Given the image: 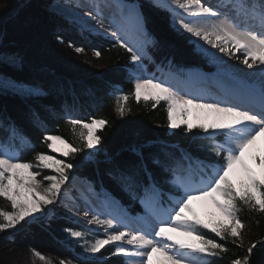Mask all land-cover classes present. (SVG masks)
Wrapping results in <instances>:
<instances>
[{"label": "snow or ice", "instance_id": "obj_1", "mask_svg": "<svg viewBox=\"0 0 264 264\" xmlns=\"http://www.w3.org/2000/svg\"><path fill=\"white\" fill-rule=\"evenodd\" d=\"M155 2L171 12L190 36L236 57L248 69L256 71L229 72L232 66L218 68L237 85L226 90L222 98L194 95L178 83L144 76L141 74L143 61L150 59L149 49L157 42L148 32L138 8L118 5L122 20L135 33L137 41L132 44L124 40L115 20L112 21L113 35L137 67L130 78L132 90L115 94V110L123 118L126 111H131L127 107L130 99L137 104L151 101L153 108L164 102L167 128L173 132L183 130L185 136L192 134L198 151L205 153V157H195L186 148L167 142L149 141L132 146L135 160L110 169L108 176L123 192L139 201L144 214L130 217L101 189L107 211L93 213L88 223L106 226L112 232L105 238L85 241L82 247L85 252L96 254L106 245H114L112 255L132 258L127 264H216L224 254L233 251L229 247L232 245L243 249L244 255L233 252L235 258L228 264H251L253 250L257 245L264 247V240L251 241L244 247L247 224L240 213L247 209L264 216V0H217L216 4L207 0H175V7L163 0ZM94 6L99 8V5ZM92 18L101 23V12L98 10ZM68 46L78 54L86 51L72 43ZM197 46L213 61L224 63L201 45ZM237 53L241 55L236 56ZM94 55L100 58L101 52L95 50ZM255 76L260 78L258 89L249 82V78ZM18 87L0 80V89ZM22 90L36 97L44 94L35 86ZM65 123L71 127L73 135L78 136L79 146L47 131L41 143L65 158H74L75 154L88 150L86 159H91L95 155L92 150L99 151L102 143L98 133L104 131L109 122L103 117L84 121L69 115ZM33 124L36 127L44 124L39 113H33ZM0 130L7 133L0 137V198L11 209H0V233H4L28 217L33 221L38 219L35 214L59 200L63 195L62 185L69 182V172L75 165L44 152L34 153L35 163L24 161L21 149L34 147L28 137L14 124L4 121H0ZM258 142H262L259 147ZM57 143L64 148H57ZM33 169H47L51 174L37 180L41 173ZM89 185V191L95 193L91 182ZM194 205H199V209ZM204 230L213 236H207ZM64 231L76 240L85 237L79 230L66 228ZM29 251L43 264H51L39 251ZM59 264L71 262L61 259Z\"/></svg>", "mask_w": 264, "mask_h": 264}, {"label": "trees", "instance_id": "obj_2", "mask_svg": "<svg viewBox=\"0 0 264 264\" xmlns=\"http://www.w3.org/2000/svg\"><path fill=\"white\" fill-rule=\"evenodd\" d=\"M51 1L0 0V79L39 87L44 93L36 97L0 90V121L14 124L28 137L34 147L21 149V159L35 163V152L54 155L41 143L45 131L60 135L76 146L81 144L65 123L66 116L84 121L91 117L106 119L107 127L98 133L102 143L99 151L92 150L95 155L91 159H86L88 150H85L64 160L75 165L69 172L70 178L91 182L99 195H104L103 189L136 214L141 211L138 200L123 192L108 176L110 169L135 160L132 146L149 141L167 142L186 148L195 157L204 158L205 153L198 151L192 134L185 136L183 130L173 132L167 128L164 102L153 108L151 101L137 104L130 99L127 107L131 111H126L121 118L115 110V94L132 90L130 78L134 64L130 54L110 38L92 34L51 13L48 10ZM138 4L147 30L157 42L149 49L156 63L174 69L207 66V61L196 53L188 40L171 28L167 11L149 0H138ZM69 43L86 51L78 54ZM95 50L101 52L100 58L94 55ZM148 70H151L150 65ZM34 112L44 121L40 127L33 124ZM6 135L0 130V137ZM163 187L168 190L167 185ZM5 202L0 198L1 205ZM240 217L247 224L245 248L251 241L264 240V216L244 209ZM66 228L76 230L64 216L57 214L56 219L28 225L23 222L12 231L0 233V264H39L29 249L71 264H125L121 257L112 255V248L104 249L99 259L91 261L70 253L68 245L63 243L67 242ZM204 231L207 236H213ZM229 247L233 251L224 254L216 264H228L235 258L233 252L244 255L243 249ZM250 259L251 264H264V247L257 245Z\"/></svg>", "mask_w": 264, "mask_h": 264}, {"label": "rangeland", "instance_id": "obj_3", "mask_svg": "<svg viewBox=\"0 0 264 264\" xmlns=\"http://www.w3.org/2000/svg\"><path fill=\"white\" fill-rule=\"evenodd\" d=\"M87 1L92 3V0H87ZM113 1L117 2V3H121V4L131 5V6H135L134 3H136L137 8L139 9L138 0H113ZM149 1L155 2V0H149ZM128 2H131V3H128ZM78 9H76L75 6L70 3V0H53V1H51V3L49 4V7H48V10L51 13L56 14L57 16L61 17L62 19L66 20L67 22L73 23L76 26L83 28L84 30H86L92 34L107 36L111 40H114L116 42L117 38L113 35V32L104 31V30H102V28L100 29L98 27H95L94 25H97V24L93 23L92 21H91L92 24L90 23V21L88 20V17H87V13L86 12L83 13V11H80ZM139 12H140V10H139ZM169 21H170V19H169ZM170 22H171L170 23L171 28L175 32L179 33L180 35H183L188 40V44H191L193 46L196 53H198L201 56V58L207 60L208 65H213L215 67V69H216V67L218 69V66L216 64L212 63V61L210 59H208V57L206 55H204L203 53H201L198 50L197 44L194 42V40L191 37H189L187 34L185 35V33L180 28L176 27L177 25L174 22L173 16H172ZM124 40H126V39H124ZM145 60H151V59L145 58ZM136 67L137 66L134 64V69H133L132 73L134 72V70H136ZM156 69L161 70V69H159L158 66L154 69L155 72L158 71ZM141 74L144 76L155 77L157 80H162V79L165 80L166 77L170 75V74H164V76H160L161 78H159V76L156 77L152 73H147L145 71V69ZM160 75H162V71H160ZM172 78L177 79L175 76ZM0 80H3V79H0ZM16 85H18V84H16ZM18 86H19L18 89H15V90L12 88L0 89V90L10 91V92L22 95V96H32V95H29L25 91L22 90L23 88L28 87V86H23V85H18ZM55 146L57 148H60V149L64 148V146L60 145L59 143H57ZM53 156L57 159H62V160H64V158H65L63 156H60L59 153H54ZM33 171H39L41 173V175L37 177V180H40L43 175L51 174L50 170H47V169H45V170L33 169ZM46 185H47V182L45 181L44 186H46ZM79 187L86 190V192L84 191L85 195L81 191V193L85 197H86V195H88L92 200L95 201V203H96L95 205H97L100 209H102L103 212L107 211L104 204L102 203L104 195L101 196V195H97L98 193H96V192L95 193L90 192L89 191L90 185L88 182L82 181V180L77 179L75 177H71L68 183H66L65 185H62L63 195L61 196V198L59 200L54 201L51 205H49L47 208H45L42 213L35 214L38 217V219H35L33 221L32 217H28L24 221H21V223L25 222L27 225L33 224V223H39V222H42L44 220L56 219L57 214H61L62 216L65 217V220L67 223L73 225L76 228V230H79V231H82L85 233L84 239L76 240V239L70 237V235L67 232H65L67 242H63V243L68 245L67 246V247H69L68 250L72 251L70 253L77 255L80 259H85L87 261H91V260L99 259L100 253L106 248H112V250L114 251L115 246L114 245H106L105 248H103L101 250V252L96 253V254H90V253H87L84 251V248L82 247V245L85 244V241L93 242L97 238H105L107 233L109 234L112 231L108 232L107 229L105 228V226L101 228V226H99V225L97 226V225L89 224L88 220L91 218H87L85 213L87 211H90V210L87 209L86 207H84L82 205H81V208H79L80 206H76L77 208L74 206L70 207L65 202L62 201L64 197L72 196L71 191H70L71 188H75L73 190L76 192V188L78 189ZM77 194H78V192H77ZM79 194H80V192H79ZM82 194L78 195L79 196L78 202L72 201V203L74 202V203L80 205L81 202L82 203L85 202L86 200H84V199H86V198ZM70 200H71V198H70ZM92 200H90L91 203H94V201H92ZM86 205H88V204H86ZM194 206L199 209V205H194ZM0 207L2 209H5V210H11L10 205L7 202H5V204H2V205L0 203ZM141 209H142V212L139 214H136V215H132V214L128 213L125 209L124 210L128 213V215L130 217L135 218V217L142 216L144 214V209H143L142 205H141ZM30 221H33V222H30ZM12 230L13 229H10V231H12ZM123 243L126 244V242H123ZM118 256L121 257L122 260H124L125 264H127V261L129 259H132V258L123 257L122 255H115V257H118ZM21 259H23V258H21ZM48 259L51 261V264H59V260H55V259H51V258H48ZM37 261H38L37 263L43 264V262H41L39 259ZM34 263L36 264V262H34Z\"/></svg>", "mask_w": 264, "mask_h": 264}, {"label": "bare ground", "instance_id": "obj_4", "mask_svg": "<svg viewBox=\"0 0 264 264\" xmlns=\"http://www.w3.org/2000/svg\"><path fill=\"white\" fill-rule=\"evenodd\" d=\"M163 2L167 3V4H171L173 7H175V0H163ZM207 2L210 3V2H213V0H207ZM70 3L73 4L76 9L79 8L78 10L83 11V13L86 12L88 20L90 21V23L92 24V22H93V23L97 24L98 26L94 25V24L93 25L95 27L100 28V29L102 28V30H104V31L113 32L114 29L112 27V21L115 20L117 22L116 26L120 27V29H121L122 38L126 39L129 43H132V44L136 43L137 37H136L135 33L127 25V23L122 20L120 14H119V6L118 5L121 4V3L114 2L113 0H92V3L88 2L87 0H72V1L70 0ZM128 3H131V2H128ZM134 4L136 6V3H134ZM94 5H99V8L95 7ZM124 5H127V4H124ZM136 8H137V6H136ZM98 10L101 12V17H102V22L101 23H97V21L92 18L93 16L96 15V12ZM176 11L182 13V10H180V9H176ZM88 13H91V15H88ZM169 14L171 16H173L171 13H169ZM174 22L177 25L176 27L180 28L185 33V35L187 34L189 37H191L197 45H201L204 49H207L208 53L215 54V56L219 58V61H223L224 62L223 64H220L218 61H213L205 53L201 52L200 48L197 46L198 50L201 53H203L204 55H206L208 57V59H210L212 61V63H214V64H216L218 66V68L226 67V66H232V68L228 69L229 72H235L236 69H239L243 73H249V72H255L256 71V69H248L236 57H233V56H230V55H225V54L219 52L217 49L212 48L209 44H206L203 40H198L197 38L190 36L189 33H187L186 31L183 30V28L180 26V24L178 22H176L175 20H174ZM240 55H241L240 53L236 54V56H240ZM206 67L211 69V70L215 69V67L213 65H208L207 64ZM192 73H193V77L198 79L197 81L193 82V84L196 85V86H207V88L215 89V88H217V87H215L216 84H217L219 87L223 88L224 91H226L228 89L231 90V87L233 85H236V82L230 76L220 73L218 71L217 67H216V70H215V74L212 76V78H213L212 81L210 80L209 76L202 75V74H199L197 72H192ZM179 80L178 79H174L171 76L170 77L167 76L164 81L170 82V83H173V84H177L179 82ZM181 80H184V79H181ZM249 82L250 83H254L256 88L258 89L259 88V84H260V78H259V76L251 77V78H249ZM178 84L182 88H185V86L181 82H179ZM186 86L188 87V86H191V85L187 84ZM196 88H197L196 89L197 92L199 91L201 94L203 93L202 89H199V87H196ZM194 95H196V94L194 93ZM216 98H218V97H216ZM261 143L262 142H258L257 146L259 147ZM73 189H75V188H71L70 189L72 196L64 197L63 200H62L68 206H70V207L71 206H74V207L80 206L79 208H81V205H82V206L86 207L91 212V213L88 212L89 214L86 215V217H88V218L93 213H102L103 212L102 209H100L97 205H95L96 203H95L94 200H92L88 195H86V197L84 196L85 195L84 191L86 192V190H84L83 188L79 187L78 189L76 188V192H75ZM81 191L83 192L84 195L81 193ZM77 192H78V194H77ZM79 192H80V194H79ZM81 194L86 198V199H84L86 201L83 202V203L81 202V204L78 205V204H76L74 202H78V199H79L78 195H81ZM69 197L71 198V200H70ZM90 200L94 201V203H91ZM72 201H74V202L72 203ZM86 204H88V205H86ZM92 225H97V224H92ZM105 228H106V226H105ZM107 231L108 232L112 231V229H107ZM125 246L131 247L130 245H126V244H125Z\"/></svg>", "mask_w": 264, "mask_h": 264}]
</instances>
